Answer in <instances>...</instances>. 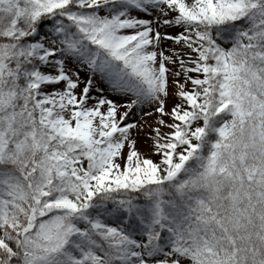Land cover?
Segmentation results:
<instances>
[{"label": "snow or ice", "instance_id": "1", "mask_svg": "<svg viewBox=\"0 0 264 264\" xmlns=\"http://www.w3.org/2000/svg\"><path fill=\"white\" fill-rule=\"evenodd\" d=\"M0 264H264V0H0Z\"/></svg>", "mask_w": 264, "mask_h": 264}]
</instances>
